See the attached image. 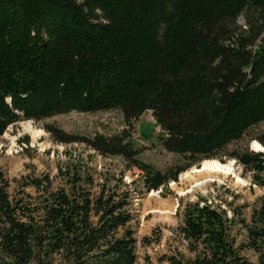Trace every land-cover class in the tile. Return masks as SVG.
Instances as JSON below:
<instances>
[{
	"label": "trees",
	"instance_id": "obj_1",
	"mask_svg": "<svg viewBox=\"0 0 264 264\" xmlns=\"http://www.w3.org/2000/svg\"><path fill=\"white\" fill-rule=\"evenodd\" d=\"M111 109L126 126L151 112L160 144L188 166L224 161L226 146L264 121V0H0V135L22 120ZM72 138L136 166L144 194L186 169L141 162L124 131ZM227 158L264 187L263 152ZM14 182L10 193L0 171V264H138L135 180L97 183L70 161L54 177ZM226 192L179 199L188 255L175 247L159 264H254L249 253L264 264V196L247 218Z\"/></svg>",
	"mask_w": 264,
	"mask_h": 264
},
{
	"label": "rangeland",
	"instance_id": "obj_2",
	"mask_svg": "<svg viewBox=\"0 0 264 264\" xmlns=\"http://www.w3.org/2000/svg\"><path fill=\"white\" fill-rule=\"evenodd\" d=\"M243 23V18L239 17L238 24ZM46 126L54 127L59 136L48 132ZM123 131L128 135L132 147L138 151L136 157L141 162L151 164L160 171L171 166L186 168L179 174L178 180L170 181L162 189L144 194L140 188V171L136 166L126 168L122 157L102 156L84 143L67 142L72 137L92 138L95 134L108 136ZM161 135L162 132L149 111L132 121L130 126L125 125L118 109L91 113L72 111L40 121L22 120L10 125L0 135V171L10 183V193L16 189L14 180L21 176L54 177L59 168L70 161L87 164L97 183L110 173H122L128 183L135 180L137 195L131 208V227L137 241L135 250L138 264H159L157 259L170 253L175 247L188 255L186 242L178 232L181 216L176 210L180 198L184 201H196L198 197L208 193L215 196L224 193L225 199H231V195L226 192L228 190L238 195L237 203L244 205L243 213L249 217L252 207L264 196V187L253 184L250 173L234 159L227 158V155L245 149L255 151L252 148L254 141L264 147L257 139L264 135V121L249 129L240 140L228 144L220 153L224 161L213 159L228 164L230 169L227 172L203 175L192 172L201 163L199 166H188L189 162L183 156L163 148L159 142ZM257 152L264 153V149ZM187 172L188 175H185ZM54 184L57 186L59 182L55 180ZM151 193L155 195H150ZM248 256L254 264H258L253 253Z\"/></svg>",
	"mask_w": 264,
	"mask_h": 264
},
{
	"label": "bare ground",
	"instance_id": "obj_3",
	"mask_svg": "<svg viewBox=\"0 0 264 264\" xmlns=\"http://www.w3.org/2000/svg\"><path fill=\"white\" fill-rule=\"evenodd\" d=\"M252 148L255 151L263 150L264 147H262L258 142L254 141L252 144ZM230 169V166L228 164H222L217 160H204L199 168H193L192 172H195L198 175H203L204 173H210V172H227V170ZM185 175H188V172L185 173ZM184 175V176H185ZM150 195H155L154 193H151Z\"/></svg>",
	"mask_w": 264,
	"mask_h": 264
}]
</instances>
